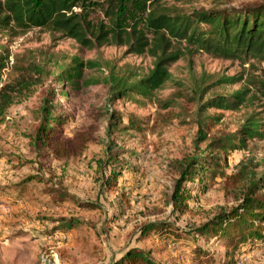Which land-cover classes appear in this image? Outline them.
<instances>
[{"label": "rangeland", "instance_id": "rangeland-1", "mask_svg": "<svg viewBox=\"0 0 264 264\" xmlns=\"http://www.w3.org/2000/svg\"><path fill=\"white\" fill-rule=\"evenodd\" d=\"M255 1L264 0H185V4L196 8L224 4L238 7ZM52 52H60L67 59L77 55L110 60L117 66L128 63L143 73L152 64L148 56L127 54L123 47L84 51L72 40L54 39L39 30L12 38L0 34V55H7L4 78L12 75L9 68L12 62L20 64L28 55L41 56L47 60L49 68L51 63L46 55ZM254 64L249 71L253 74L257 73L256 68H264V63ZM243 68L250 69V66L242 67L236 61L215 59L204 53L186 56L170 67L171 74L182 84L168 83L156 93L153 101H146L143 106L129 100L109 101L104 85L89 86L78 95L71 91L67 96L62 95L61 85L49 76L30 97L11 106L0 118V264H38L44 250L55 254L53 264H107L131 246L148 248L154 260L161 263L197 264L193 262L194 245L182 231L195 232L196 227L221 210L228 211L238 200L225 189L222 175L208 173L201 183L194 176L182 184L189 190L188 208L182 214L172 212L169 194L178 175L177 163L186 156L200 154L208 142L202 139L203 131L195 120L197 103L189 102L188 98L201 74L230 76L241 73ZM90 72L97 75V71ZM240 87V83L224 85L211 94L229 96ZM53 92L55 98H51ZM44 97L62 107L61 115L66 118L62 123L63 138H71L75 133H91L92 139L83 151L68 158H57L51 150L33 144L35 114ZM170 100L173 102L170 107H159L161 102ZM105 108L109 112H123L122 124L128 123L131 114L136 126L115 127L114 132L108 133L107 115H99ZM205 114L219 118L206 130L209 140L236 130L244 109L210 108ZM111 142L120 147L121 154L114 163L100 166L108 160L107 145ZM240 155H250L264 165V138L248 141L245 150L227 156L224 175L232 171ZM122 159L129 168L122 170L118 186L107 188L102 179L110 174L112 167L118 168L119 163L124 162ZM31 176L38 179L27 183L26 191L16 195L15 186ZM43 178H52L57 184L51 195L45 194L51 185ZM61 193L67 196L60 199ZM43 216L76 218L80 224L69 230L61 227L54 235L47 236L43 232L57 223L45 227L39 222ZM164 220L172 224V232L151 231L149 235H142L145 224ZM197 244L208 252L202 254L200 260L208 255L213 259L212 264H264V245L255 244L251 249L241 246L233 257H226L224 241L201 236Z\"/></svg>", "mask_w": 264, "mask_h": 264}, {"label": "trees", "instance_id": "trees-1", "mask_svg": "<svg viewBox=\"0 0 264 264\" xmlns=\"http://www.w3.org/2000/svg\"><path fill=\"white\" fill-rule=\"evenodd\" d=\"M187 5L185 0H0V34L9 38L39 30L54 39L72 40L84 51L123 47L127 54L148 56L152 61L151 67L143 73L128 63L117 66L110 60L77 55L67 59L60 52H52L46 55L51 63L49 68L47 60L41 56L28 55L20 64L12 62L9 67L12 75L4 78L7 55H0V118L11 106L30 97L49 76L61 85L62 95H69V91L78 95L89 86L104 85L109 101L129 100L143 106L146 101H153L156 93L168 83L182 84L171 74L170 67L186 56L204 53L215 59L236 61L242 67L248 64L250 69L243 68L241 73L230 76L203 73L193 84L188 101L197 103L195 120L203 131L202 139L208 142L200 154L186 156L177 163L178 175L169 194L172 212L182 214L188 208L186 200L190 196L188 188L182 184L194 176L201 183L210 173L211 176L222 175L225 189L236 195L238 202L228 211L221 210L196 227L195 232L192 229L182 231L194 245L193 262L212 264L213 259L208 255L200 260L202 254L208 253L197 244L201 236L224 241L226 257H233L241 246L251 249L255 244L264 245V165L250 155H240L232 171L227 175L223 172L227 156L245 150L248 141L264 138V68H256L254 74L249 72L254 63H264V1L238 7L224 4L196 8ZM90 71H97V75ZM236 83L241 87L229 96L211 94L217 87ZM55 95L53 92L51 98ZM172 104L171 100L164 101L159 107L166 109ZM61 108L46 97L42 99L35 114L32 141L51 150L57 158H68L83 151L92 136L90 132H82L63 138L62 123L66 118L62 117ZM210 108L228 111L243 108L242 122L233 132L208 140L206 130L214 121H219L218 117L205 114ZM99 115H107L108 133L114 132L115 127L129 129L136 126L131 114L128 123L122 124L124 115L121 111L109 112L105 108ZM107 147L108 160L100 166L114 163L121 154L120 147L113 142ZM122 161L102 179L107 188L118 186L122 170L129 168V164ZM34 179L38 178L28 177L15 186L16 195L26 191L27 183ZM43 181L50 183L45 194L51 195L57 189L56 182L52 178H43ZM205 186L202 185L203 190ZM66 196L61 193L60 199ZM77 203L82 205L84 202ZM39 222L45 227L57 223L43 232L47 236L54 235L61 227L69 230L80 224L79 219L71 217L43 216ZM171 225L168 220L147 223L142 235H149L151 231L172 232ZM107 264L166 263L154 260L148 248L131 246Z\"/></svg>", "mask_w": 264, "mask_h": 264}, {"label": "built area", "instance_id": "built-area-1", "mask_svg": "<svg viewBox=\"0 0 264 264\" xmlns=\"http://www.w3.org/2000/svg\"><path fill=\"white\" fill-rule=\"evenodd\" d=\"M54 255L51 251L49 250H44L41 252L39 256V261L38 264H53L54 261Z\"/></svg>", "mask_w": 264, "mask_h": 264}]
</instances>
